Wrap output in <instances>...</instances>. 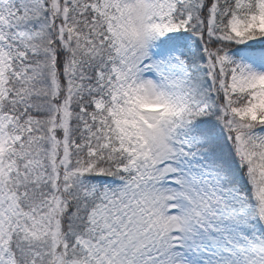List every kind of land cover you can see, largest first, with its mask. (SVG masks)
<instances>
[{
  "label": "snow or ice",
  "instance_id": "1",
  "mask_svg": "<svg viewBox=\"0 0 264 264\" xmlns=\"http://www.w3.org/2000/svg\"><path fill=\"white\" fill-rule=\"evenodd\" d=\"M0 264H264V0H0Z\"/></svg>",
  "mask_w": 264,
  "mask_h": 264
}]
</instances>
